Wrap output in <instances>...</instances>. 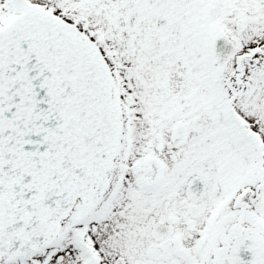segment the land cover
<instances>
[{
    "label": "snow or ice",
    "instance_id": "snow-or-ice-1",
    "mask_svg": "<svg viewBox=\"0 0 264 264\" xmlns=\"http://www.w3.org/2000/svg\"><path fill=\"white\" fill-rule=\"evenodd\" d=\"M0 264H264V0H0Z\"/></svg>",
    "mask_w": 264,
    "mask_h": 264
}]
</instances>
